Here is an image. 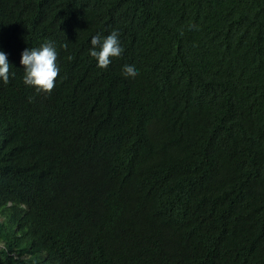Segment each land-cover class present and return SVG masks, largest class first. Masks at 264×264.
<instances>
[{"label":"trees","instance_id":"16d2710c","mask_svg":"<svg viewBox=\"0 0 264 264\" xmlns=\"http://www.w3.org/2000/svg\"><path fill=\"white\" fill-rule=\"evenodd\" d=\"M0 51V264H264V0H0Z\"/></svg>","mask_w":264,"mask_h":264},{"label":"clouds","instance_id":"9594fccd","mask_svg":"<svg viewBox=\"0 0 264 264\" xmlns=\"http://www.w3.org/2000/svg\"><path fill=\"white\" fill-rule=\"evenodd\" d=\"M90 55L97 61V67L105 69L113 57H119L123 49L120 46L119 34L113 31L110 35L102 37L96 35L91 38ZM57 52L51 42L39 48H28L22 52L21 65L24 70V83L39 93H51L59 75L56 63ZM11 64L5 52L0 51V80L7 84L10 78ZM123 74L126 78H135L138 75L134 65H125Z\"/></svg>","mask_w":264,"mask_h":264}]
</instances>
